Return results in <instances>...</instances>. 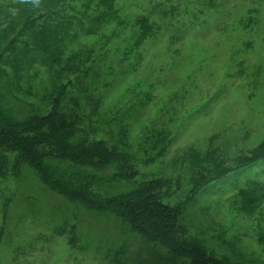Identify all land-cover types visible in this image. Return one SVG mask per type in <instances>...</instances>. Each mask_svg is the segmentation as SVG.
Segmentation results:
<instances>
[{"label":"rangeland","instance_id":"374dc122","mask_svg":"<svg viewBox=\"0 0 264 264\" xmlns=\"http://www.w3.org/2000/svg\"><path fill=\"white\" fill-rule=\"evenodd\" d=\"M122 6V26L113 24L77 43L75 61L83 67L91 60L89 64L98 68L103 58L102 74L99 80H84V85L93 83L87 94H82V75H73L75 86L64 106L72 108L77 101L81 113L96 125V138L128 127L141 160L136 180L186 175L181 157L191 150L232 156L264 139V0H126ZM135 11L153 13L158 23L165 22L162 13L167 12L178 22L174 38L169 32L157 33L133 49L135 31L129 19ZM106 65H111L109 74L103 72ZM64 78L44 67L37 73L31 70L18 91L24 110L29 109L26 103L47 105L54 86ZM86 95L98 105L95 112ZM155 140L158 146L171 140L166 154H156L160 147H153ZM262 169L224 177L186 201L182 220L188 237L203 239L234 264H264V204L252 212L245 209L239 191L249 177L263 183ZM24 173L0 177V264H107L99 242L92 241L83 252L69 244L67 232L54 234L64 221L60 218L65 217L67 200L46 186L33 168L27 166ZM255 190L252 186L249 192ZM187 194L184 187L165 200L174 204ZM81 214L80 223H88L90 234L103 231V225L94 224L95 216ZM228 245L233 253L226 250ZM144 258L146 264L157 262L148 253Z\"/></svg>","mask_w":264,"mask_h":264},{"label":"trees","instance_id":"16d2710c","mask_svg":"<svg viewBox=\"0 0 264 264\" xmlns=\"http://www.w3.org/2000/svg\"><path fill=\"white\" fill-rule=\"evenodd\" d=\"M124 3L126 0H0V177L12 173L19 178L27 166L33 168L46 186L67 200L65 217L60 218L64 221L54 228V234L67 232L69 244L83 252L99 242L107 264H146V253L156 264H234L203 239L189 238L182 215L186 201L217 180L247 170V176L256 174L261 172L258 167L264 172V139L248 152L232 156L217 150L186 152L181 157L187 165L186 175L181 173L183 181L181 174L136 180L141 160L131 145L128 127L96 138L92 134L97 127L81 113L78 102L74 100L72 108L64 106L75 86L73 75H82L80 85H84L85 79L99 80L98 73L102 74L104 54L99 65L95 63L98 68L89 64L91 60L81 67L75 61L77 43L83 37L98 36L113 24L122 26ZM135 12L129 19L130 29L135 31L133 49L153 40L157 33L171 36L175 32L176 21L167 12L162 13L164 23L152 19L153 13ZM180 34L185 36L182 30ZM43 67L65 78L54 86L47 105L26 103L29 109L25 111L18 96L21 83L31 70L37 73ZM111 69L106 65L103 72L109 74ZM92 85H84L82 94ZM90 102L95 112L98 105ZM168 144L158 146L155 140L153 147H160L156 154H166ZM256 177H249L239 188L244 208L251 212L264 204V182L255 181ZM252 186L257 190L249 192ZM184 187L188 192L184 201H167ZM81 213L95 216L94 224L103 225L102 234L96 229L90 234L88 223H80ZM225 247L233 253L230 245ZM138 250L140 255L133 259Z\"/></svg>","mask_w":264,"mask_h":264}]
</instances>
